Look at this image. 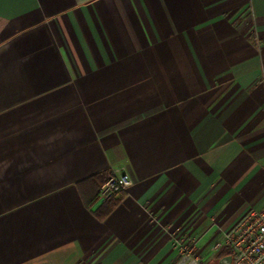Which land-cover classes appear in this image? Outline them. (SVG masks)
Here are the masks:
<instances>
[{
  "label": "crops",
  "instance_id": "0c3cea01",
  "mask_svg": "<svg viewBox=\"0 0 264 264\" xmlns=\"http://www.w3.org/2000/svg\"><path fill=\"white\" fill-rule=\"evenodd\" d=\"M250 207L264 0H0V264L206 260Z\"/></svg>",
  "mask_w": 264,
  "mask_h": 264
},
{
  "label": "built area",
  "instance_id": "2783aa9c",
  "mask_svg": "<svg viewBox=\"0 0 264 264\" xmlns=\"http://www.w3.org/2000/svg\"><path fill=\"white\" fill-rule=\"evenodd\" d=\"M134 180L126 166L111 169L108 179L99 186L97 197L110 199L117 190L132 186ZM196 244L182 247V254L175 264H264V207H250L234 224L225 230L211 247L212 258L203 260L195 255Z\"/></svg>",
  "mask_w": 264,
  "mask_h": 264
},
{
  "label": "trees",
  "instance_id": "16d2710c",
  "mask_svg": "<svg viewBox=\"0 0 264 264\" xmlns=\"http://www.w3.org/2000/svg\"><path fill=\"white\" fill-rule=\"evenodd\" d=\"M109 174H110V172L103 173V174H98V175L95 176V177H97L100 180L99 186L102 185L108 179ZM113 206H114V204H112V205L109 204L107 211H109Z\"/></svg>",
  "mask_w": 264,
  "mask_h": 264
},
{
  "label": "water",
  "instance_id": "95a60500",
  "mask_svg": "<svg viewBox=\"0 0 264 264\" xmlns=\"http://www.w3.org/2000/svg\"><path fill=\"white\" fill-rule=\"evenodd\" d=\"M230 261V258H226V260H222V264H227Z\"/></svg>",
  "mask_w": 264,
  "mask_h": 264
},
{
  "label": "rangeland",
  "instance_id": "374dc122",
  "mask_svg": "<svg viewBox=\"0 0 264 264\" xmlns=\"http://www.w3.org/2000/svg\"><path fill=\"white\" fill-rule=\"evenodd\" d=\"M207 260V259H206Z\"/></svg>",
  "mask_w": 264,
  "mask_h": 264
}]
</instances>
